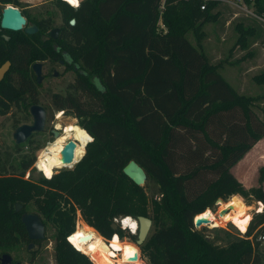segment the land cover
I'll return each mask as SVG.
<instances>
[{"label": "trees", "instance_id": "16d2710c", "mask_svg": "<svg viewBox=\"0 0 264 264\" xmlns=\"http://www.w3.org/2000/svg\"><path fill=\"white\" fill-rule=\"evenodd\" d=\"M107 1L81 0L76 10L55 0L64 15L55 39L46 34L52 27L49 17L30 18L24 9L18 10L26 25H35V33L0 29V65L8 61L0 79V115L12 104L22 112V119L29 118L28 107L38 100L31 64H61L64 71L73 73V79L64 94H51V107L76 118V124L93 138L88 143L77 141V146L81 143L78 153L74 148L73 162L87 143L80 161L71 169L58 170L51 179L23 178L34 161L32 155L12 162L1 159L0 154V252L28 241L19 217L31 202L43 226L49 224L54 230V264H92L78 250L77 231L75 241L74 233L68 237L74 248L65 239L74 229V206L87 224L86 230L80 231L81 238L92 234L103 237L114 251L133 243L120 239L123 231L118 226L115 231L110 228L113 219L148 217L152 231L140 247L148 264H264V251L257 239H264V165L257 170V185L248 188L230 172L264 136V122L253 111L263 104L264 112V70L250 76L254 84L263 87L262 92L246 95L234 90L218 74L219 69L201 56L195 90L186 98L184 67L171 54L178 70V80L173 82L178 105L160 123L154 137L144 136L131 100L109 87L112 72L119 64L130 63V55L146 44L161 41L174 46L187 36L199 44L203 24L218 19L219 0H118L104 15L100 9ZM244 1L251 2L256 16L264 14V0ZM5 4L20 6L17 0H0V9ZM159 22L162 27L157 26ZM234 30L241 49H247L256 38L255 26L237 23ZM142 75L143 70L137 78L117 81L115 86L122 87L132 79L140 81ZM196 103L202 106L195 116H189ZM25 141L29 145L32 139ZM24 144H16V150ZM130 159L143 169L145 181L156 184L155 196L147 198L145 184L135 185L121 172ZM235 194L262 204L242 236L220 244L193 228L194 215L211 207L217 198L226 201ZM16 203L21 205L18 211Z\"/></svg>", "mask_w": 264, "mask_h": 264}, {"label": "rangeland", "instance_id": "374dc122", "mask_svg": "<svg viewBox=\"0 0 264 264\" xmlns=\"http://www.w3.org/2000/svg\"><path fill=\"white\" fill-rule=\"evenodd\" d=\"M17 1L20 5L17 9H24L27 11L30 18L41 19L49 17L54 27L59 26L64 20V15L61 9L56 6L55 0ZM117 1L118 0H108L101 5L100 10L104 15H107L109 11L113 9ZM202 1L205 2L208 0ZM217 7L218 9L215 8V10L217 9L219 11L218 19L214 22L209 21L203 24L201 27L203 34L199 40V44L192 36H187L186 40L176 42L174 46H166L161 41L155 43L153 46L146 44L140 52L130 55V63H121L112 72L109 78V87L115 88L118 93H121V96L125 100H131L132 109L137 119L140 120L141 133L144 136L154 137L157 134V128L160 123L164 121L165 117L178 105L176 91L173 87V82L178 80V70L176 66L173 65L171 54L176 55L178 59L177 62L184 67L185 76L183 88L186 98L195 90L196 73L201 64V56L205 57L211 65L219 69L218 74L238 93L256 95L262 92L263 87L254 84L250 76L264 70V14L256 16L253 13L251 2L247 3L244 0H219ZM237 23L255 26L256 38L250 40L253 42L249 43L247 49H241L240 46L236 44L238 33L234 30V27ZM157 26L159 27V24H157ZM246 51H248L249 55L244 56ZM142 70L143 75L140 81L132 79L131 83L123 85L122 87L117 88L115 86L117 81L137 78ZM72 79L73 73L70 70L64 71L63 65L51 64L47 61L41 63V80L37 86L38 100L36 103L41 105L45 110L44 126L41 132H37L30 136L32 142L29 145L24 141L23 143L25 144L19 151L16 150V144H14L11 139V133L15 128L13 123L17 120L16 122H18V124L16 126L22 123L29 124L31 122L30 115L29 118L25 120L22 119V112H20L17 106L12 104L5 114L0 115L1 159L6 157L9 161L15 162L23 155H32L34 158L33 163L23 173L24 179L28 178L35 181L39 177L45 178L44 174H42L43 170L35 163L41 150L57 137H54L51 131L57 129L58 126L67 124V122H74L75 124L77 122L76 118L65 112L57 118L61 111H55L50 104L51 94H64L66 84L71 82ZM221 91L223 92V90ZM211 92L214 93L215 88H213ZM193 106L189 116H195L196 110L202 106V104L196 103ZM262 106L263 104H259L253 107V111L260 120L264 122V112L261 111ZM58 133L60 134V130ZM262 138H260V141H257L252 148L231 167V173H233L235 178H237L245 188L257 185V170L259 166L264 165V138ZM81 139L87 141V143L89 142V140L85 138L74 140L77 153L81 142L78 143V146L76 142ZM36 146L37 148H35ZM83 154L79 159L76 158V161L72 165L70 163L66 164V167L54 168L52 174L58 172V170L73 168V166L80 161ZM144 184L145 186L143 189L147 198L155 196L156 184L151 180L144 181L143 185ZM261 187L264 190V181H262ZM239 197L242 202L249 207L247 211L250 216L249 224L253 213L259 211L260 204H257L258 202L256 201H247L241 196ZM227 201L228 200L224 201L217 198L212 203L211 207L206 209L211 210L213 213H217L221 206L220 202L225 203ZM247 202L249 204H247ZM149 204L150 200H147V209H149ZM74 205L73 203V206ZM74 208L77 209L75 206ZM23 212L34 213L39 216L38 212L35 210L34 204L31 202L27 203ZM194 216L193 218H195ZM76 220L74 230L75 233L77 231V237L80 236L79 240H81V236L83 235L80 234V231L86 230L85 227L87 224L83 222L77 213ZM197 229L200 230L207 239H213L216 243L220 244H225L232 237L242 236L245 232L238 231L230 222L219 223V225L216 226L207 223L199 226ZM122 231L123 237L120 239L126 242L129 241L133 244L125 245L122 250L119 251H114V249L111 248L115 258L127 264H148L140 249L142 244L138 246L134 245L135 238L127 237L126 230ZM151 231L152 223L146 237ZM53 233V228L49 224H45L43 231L44 236L39 241V244L35 245V248L33 247L34 250L32 251V255L30 251H27L24 243H18L12 248L9 247V252L4 251L0 253H8L11 257L16 259L19 264H54L52 257ZM92 236L94 235H90L89 238L91 239ZM82 245L83 244H80V249ZM260 246L264 251V239L260 240Z\"/></svg>", "mask_w": 264, "mask_h": 264}, {"label": "water", "instance_id": "95a60500", "mask_svg": "<svg viewBox=\"0 0 264 264\" xmlns=\"http://www.w3.org/2000/svg\"><path fill=\"white\" fill-rule=\"evenodd\" d=\"M70 21H73V20H70ZM0 29H6V30H11V31H18L22 29L23 32L26 34H33L36 32L35 25L33 24L26 25L25 19L20 14V11L15 6H11L9 4H5L0 11ZM57 32H58V28L52 27L47 31L46 34H47V37L55 39L57 37ZM7 68H8V61H5L0 65V79L3 76L4 72L7 70ZM31 70L35 76L36 83H39L41 80V63L33 62L31 64ZM28 113L31 117V122L29 124L22 123L16 126L11 133V139L14 144H21L28 137H30V135H32L33 133L41 132L43 130L44 121H45L44 108L37 103H33L28 107ZM51 132L54 137H56L59 134L55 130H52ZM74 145H75V142L73 140H67L66 143L62 145L59 151L60 162H62L63 164H69L73 162L72 156H73ZM121 172L130 181H132L135 185H138V186H142L146 179V175L143 169L132 159L128 160L122 166ZM257 204H261V203L258 202ZM20 207L21 205L16 203L14 205L15 211H18ZM226 211L227 209H223L219 211V214H223ZM260 211H256V212H260ZM19 219H20L21 224L24 227L26 236L29 240H40L43 238L44 226L42 224L40 217L37 214L23 212L20 214ZM134 220L137 225L134 244L138 246L146 238L148 230L151 226V220L148 217H144V216H137L134 218ZM208 222L209 220L204 217H195L192 219V225H193V228L195 229H197L201 225L207 224ZM110 228L113 231H115L117 229V224L115 222H112L110 224ZM114 234L115 233H113L112 235ZM66 241L69 243L68 240ZM30 246H32L31 243L27 245L28 250L32 249ZM10 262H11V257L8 253H2L0 255V264H9ZM15 264H19V263L16 262Z\"/></svg>", "mask_w": 264, "mask_h": 264}, {"label": "bare ground", "instance_id": "6f19581e", "mask_svg": "<svg viewBox=\"0 0 264 264\" xmlns=\"http://www.w3.org/2000/svg\"><path fill=\"white\" fill-rule=\"evenodd\" d=\"M61 114L62 112L58 114L57 118H59ZM57 129L60 130V134L57 135L54 141L47 144V146L41 150L35 163L41 167L43 170L42 174H44L46 179H48L47 174H52V170L54 168L64 166L66 167V164H63L59 160V151L67 140L74 141L79 138H85L89 140L88 137H90L84 129L80 128L74 122H67V124L63 126H58ZM220 205L221 206L219 207L217 213H213L211 210L205 209L202 213L197 214L195 217H204L209 220L208 224H212L214 226L219 225V223L230 222L238 231L244 232L250 220L249 213L247 212L249 207L242 202L238 195L232 196L225 203L220 202ZM223 209H227V211L223 214H219V211ZM261 209L262 205L260 204L258 210L260 211ZM125 220L128 221L127 224L124 223ZM121 223L122 225H128L131 228H134L133 225L136 226L135 221H133L131 218H128V216L126 218L123 217ZM73 233L75 241V232ZM79 237H77L79 249L77 247L76 248L82 254L86 255L92 264H127L122 260L115 258L111 247L103 241V238L94 235L91 237V239L89 237H85L79 240ZM80 244H83L81 249ZM74 246L76 245L74 244Z\"/></svg>", "mask_w": 264, "mask_h": 264}, {"label": "built area", "instance_id": "2783aa9c", "mask_svg": "<svg viewBox=\"0 0 264 264\" xmlns=\"http://www.w3.org/2000/svg\"><path fill=\"white\" fill-rule=\"evenodd\" d=\"M203 8V5H201L200 6V9H202ZM159 25L162 27V25L160 24V22H159ZM34 167L36 168V166L34 165ZM38 170V169H37ZM39 171V170H38ZM39 172H41V171H39ZM76 213L77 214H79V212H78V210L77 209H75V221H77L76 220ZM80 216V215H79ZM124 218H126V217H124ZM128 218H130L129 216H128ZM122 219L123 218H116V219H113V222H115L116 224H117V226H118V228H120L121 230H126V233H127V235L129 234V235H135L136 234V232H135V230H136V228H137V225L134 227V228H131V227H129L128 225H122ZM132 219V218H131ZM133 221H135L134 219H132ZM136 223V222H135ZM75 223H74V229H75ZM74 229H73V231H74ZM73 231L70 233V234H68L66 237H65V239L66 240H68V237H69V235H71L72 233H73ZM103 238V237H102ZM104 239V241L105 242H107L108 241V239H105V238H103ZM257 239L258 240H261V239H263V236H258L257 237ZM69 244L71 245V243L69 242ZM72 246V245H71ZM73 247V246H72ZM74 248V247H73ZM87 257V256H86Z\"/></svg>", "mask_w": 264, "mask_h": 264}, {"label": "clouds", "instance_id": "9594fccd", "mask_svg": "<svg viewBox=\"0 0 264 264\" xmlns=\"http://www.w3.org/2000/svg\"><path fill=\"white\" fill-rule=\"evenodd\" d=\"M64 2H65L66 4H68L70 7H72L73 9H76V10L79 9L80 4H81V0H64ZM70 23H74V21H70ZM65 58H66L69 62H71V58H70V57L66 56ZM88 139H89V141H92V140H93L92 137H88ZM47 178H48V179H51V178H52L51 173H48V174H47ZM124 223L127 224L128 221L125 220ZM133 227H135V226L133 225Z\"/></svg>", "mask_w": 264, "mask_h": 264}, {"label": "flooded vegetation", "instance_id": "af4514ba", "mask_svg": "<svg viewBox=\"0 0 264 264\" xmlns=\"http://www.w3.org/2000/svg\"><path fill=\"white\" fill-rule=\"evenodd\" d=\"M0 11H1V9H0ZM29 25V24H28ZM52 27H54V26H52ZM51 27V28H52ZM57 28H58V31H59V26H57ZM57 34H58V32H57ZM2 36H4V35H2ZM5 37V36H4ZM55 131H59L58 129H55ZM28 239V238H27ZM41 240V239H40ZM40 240H29L28 239V241L25 243V248L27 249V245L29 244V243H31L32 244V246H30L32 249L31 250H28L27 249V251H30V252H32L33 250H34V246L35 245H38L39 244V241ZM34 247V248H33ZM2 253H0V255H1ZM11 257V256H10ZM17 262V260L16 259H14L13 257H11V262L9 263V264H15ZM19 263V262H18Z\"/></svg>", "mask_w": 264, "mask_h": 264}, {"label": "crops", "instance_id": "0c3cea01", "mask_svg": "<svg viewBox=\"0 0 264 264\" xmlns=\"http://www.w3.org/2000/svg\"><path fill=\"white\" fill-rule=\"evenodd\" d=\"M263 138H264V137H263ZM263 138H262V139H263ZM258 141H260V140H258ZM251 148H252V147H251ZM251 148H250V149H251ZM246 153H247V152H246ZM230 172H232V168H230ZM232 174H233V173H232Z\"/></svg>", "mask_w": 264, "mask_h": 264}]
</instances>
